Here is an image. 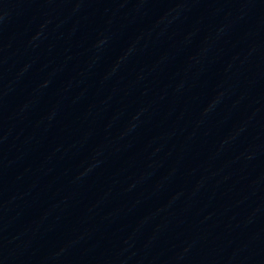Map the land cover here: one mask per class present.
Listing matches in <instances>:
<instances>
[{"label":"water","instance_id":"obj_1","mask_svg":"<svg viewBox=\"0 0 264 264\" xmlns=\"http://www.w3.org/2000/svg\"><path fill=\"white\" fill-rule=\"evenodd\" d=\"M0 264H264V0H0Z\"/></svg>","mask_w":264,"mask_h":264}]
</instances>
